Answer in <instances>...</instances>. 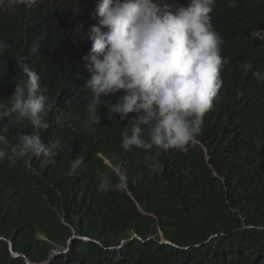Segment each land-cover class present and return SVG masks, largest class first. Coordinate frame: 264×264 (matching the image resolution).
<instances>
[{"label":"trees","instance_id":"obj_1","mask_svg":"<svg viewBox=\"0 0 264 264\" xmlns=\"http://www.w3.org/2000/svg\"><path fill=\"white\" fill-rule=\"evenodd\" d=\"M97 2L33 0L31 9L0 7V41L9 45L0 55V102L7 106L24 82L20 58L27 54L48 86L76 89L77 106L69 118L74 136L59 135L71 145L63 156L67 163H40L43 171L31 167L29 158L10 161L11 147L26 129L15 113L0 120V134L10 143L0 165V237L17 240L36 262L46 260L54 246L65 245L72 230L94 241H74L71 253L51 264H264V80L253 76L264 73V0H236L235 7L229 0H216L212 23L227 43L224 94L216 112L204 116L200 145L189 144L187 151L159 149L158 154L135 146L125 150L124 128L105 108L100 125L84 129L92 98L83 87L89 74L82 58L91 49L84 34L98 23ZM175 3L187 6L188 0ZM247 74L256 82L249 85ZM238 88L251 97L249 103L238 100ZM77 157L83 164L67 175ZM153 158L162 171L149 170ZM117 167L127 170V188L98 190V174L115 182ZM133 234L142 241L161 234L180 243L229 236L201 245L187 258L169 245L134 240L121 263L115 251L106 249ZM0 264L24 263L9 258L0 244Z\"/></svg>","mask_w":264,"mask_h":264},{"label":"clouds","instance_id":"obj_2","mask_svg":"<svg viewBox=\"0 0 264 264\" xmlns=\"http://www.w3.org/2000/svg\"><path fill=\"white\" fill-rule=\"evenodd\" d=\"M215 4L216 0H188L187 6L175 3V0H101L93 8L96 9L98 23L84 34L91 42V49L82 58L87 62L86 71L89 74L83 87L92 96L87 105L88 119L83 122L84 129L91 131L99 126L101 109L105 108L124 128L121 143L125 150L135 146L158 154L159 149L187 151L189 144L200 145L197 137L202 132L204 116L207 112H216L226 87L227 43L212 23L210 14ZM18 5L31 9L36 3L33 0H0V7ZM229 6L235 7L236 0H229ZM8 47L0 41V55ZM20 74L24 78L22 86L15 88L7 106L0 102V109H4L0 111V120L15 113L17 122L22 120L20 126L26 129L19 142L11 147L9 159L16 163L17 157L29 158L28 162L34 169H37L35 163L51 165L57 162L63 167L67 163L63 161V156L68 155L71 145L59 135L66 133L68 137L74 136L71 128L75 127L69 118L77 110L76 89L68 84L64 87L48 86L44 73L27 54L20 58ZM253 76L264 80V73L260 71H255ZM247 78L251 82L249 85L256 82L248 74ZM236 94L242 103L252 100L249 96L245 97L241 88ZM108 96H116L117 99L111 102L101 98ZM4 131H7V125ZM6 145L10 143L0 134V165L8 156ZM205 153L207 156V150ZM99 157L103 159L102 155ZM104 163L112 168L109 160ZM82 164L80 157L75 158L67 175H73ZM162 169L163 165L153 158L149 170L155 173ZM98 175L100 191H109L113 187L127 188L128 173L122 167H117L114 173L115 182L105 173ZM247 228L251 227L243 229ZM74 233H78L79 237L66 248ZM219 236L228 237L229 234L203 236L191 243L170 242L161 234L160 239L151 236L142 241L133 234L106 250L115 251L118 260L123 263L125 248L138 240L142 243L154 242L158 246L169 245L187 258L201 245ZM203 239L206 241L187 254L173 247L176 244L184 248ZM76 240L94 243L83 233L72 230L66 244L54 246L42 262L24 254L15 239L0 237V244L6 247L12 260L24 264H51L59 255H69ZM53 251L58 254L52 256ZM26 259L31 262L24 261Z\"/></svg>","mask_w":264,"mask_h":264},{"label":"water","instance_id":"obj_3","mask_svg":"<svg viewBox=\"0 0 264 264\" xmlns=\"http://www.w3.org/2000/svg\"><path fill=\"white\" fill-rule=\"evenodd\" d=\"M100 0H98L97 3H99ZM90 50L86 51V53H89ZM77 237H79V234L78 233H74L70 238L69 240L67 241V244H66V248L70 246L72 240L76 239ZM206 240H201L199 241L198 243H193V244H190L188 245L187 247H184V248H181L179 245H176L174 244L173 247L175 250H177L178 252L182 253V254H187L189 253L192 249H194L198 244L200 243H203L205 242ZM126 243H122V245H125ZM66 248H62L61 250H65ZM58 254V252L56 251H53L52 252V256H56ZM124 261H126V259H124Z\"/></svg>","mask_w":264,"mask_h":264},{"label":"bare ground","instance_id":"obj_4","mask_svg":"<svg viewBox=\"0 0 264 264\" xmlns=\"http://www.w3.org/2000/svg\"><path fill=\"white\" fill-rule=\"evenodd\" d=\"M88 158H89V157H88ZM35 165H36V168H37L39 171H43V170H41L40 167H39V166H41L40 163H35ZM25 261H29V260L26 259ZM29 262H30V261H29Z\"/></svg>","mask_w":264,"mask_h":264}]
</instances>
